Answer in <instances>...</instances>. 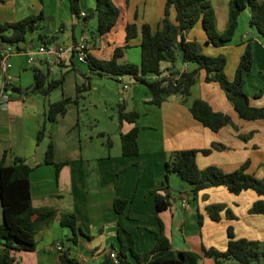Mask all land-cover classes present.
<instances>
[{
	"label": "crops",
	"instance_id": "0c3cea01",
	"mask_svg": "<svg viewBox=\"0 0 264 264\" xmlns=\"http://www.w3.org/2000/svg\"><path fill=\"white\" fill-rule=\"evenodd\" d=\"M113 1L120 11L115 26H120L109 32L111 37L116 33L121 37L125 36V23L134 22L138 29L142 23H148L152 30H155L163 16L165 0ZM229 1H211L218 31H223L227 26ZM259 1L264 3V0ZM79 4L81 16H84L93 12L95 0H79ZM54 5L63 8L56 0H0V22H13L41 13L43 22L52 21V26H58V30L68 37L67 41L60 42L53 36V45L71 44L86 33L88 52L99 59H109L113 48L125 45L124 37L120 42L111 43L104 41V35L95 36L94 29L88 35V27L91 26L93 18L84 23L81 18L72 17L70 12L68 15L69 9L64 14L69 27L63 25L65 20L54 23L57 14H46V6L51 10ZM242 12L249 18L247 9ZM169 18L174 19L172 8ZM38 36L37 31L28 34L27 43L19 45L21 51L10 56L11 66L7 71L10 83L6 91L8 101L5 106H0V158L4 159L5 165H9L12 157L16 155L32 166L29 175L32 205L35 208H52L54 215L47 224L39 225L34 235L33 250L12 251L17 264H59V252L52 249V245L57 242L63 247L61 251L78 260L83 259L88 264H100L106 254L112 251L117 254L120 227L132 235L136 252H147L155 243L153 231L158 227L157 218L163 224L164 233L175 253H200L202 247L223 251L228 242V227L232 228L235 238L264 239V214L249 212L251 204L257 199L253 191L246 190L234 195L223 186H216L205 188L194 197L189 184L175 173H169L167 184L170 206L158 211L154 194L151 193V190L158 189L160 194H164L161 188L165 162L169 155L177 150L195 149L196 164L200 169L215 165L224 172H230L246 161L250 166V163L263 158L264 140L260 143L250 135L264 129L263 119L246 121L239 118L219 85L216 82H207L205 71L199 70L188 100L182 102L179 95L172 94L167 96L160 106L149 103L151 95L144 84L131 82L129 79V83H133L132 91L126 97H121V100L126 105L129 101L132 102L131 110L138 112V117L134 123L119 122L113 138L107 124L97 125L101 117L104 119L102 123H107L105 114L100 113L92 119L87 116L85 120L79 109L76 86L79 84L86 88L87 83L91 88L89 78L90 74L95 72L91 71L86 63L80 62L84 66L77 64L78 60L69 52L62 54L60 58L50 54H38L36 59L30 62L22 49L36 48L43 44L38 40ZM137 36L136 42L139 44V32ZM185 40L200 42L204 54L225 55L226 62L231 61L230 70L225 74L229 80L233 78L245 44L250 41L253 63L251 70L244 76V91L251 104L264 105V93L258 98L253 97L264 86V43L254 27L249 25L248 33L242 34L238 43H233L231 39L225 45L214 46L206 43L199 20L185 34ZM130 42L131 40L122 49V55L117 60L119 63L140 61V57L136 61L130 60L127 53ZM45 61L49 63L53 73L64 72L62 89L54 90L50 94L51 97L58 91L56 99L48 100L45 105L34 95H18L12 92V86L31 85L33 73L30 66L41 67V63ZM180 65L179 58L173 65L164 61L162 69H178ZM28 67L31 70L29 69L27 75V71L23 70ZM23 76L26 77L24 85H17L16 82L22 81ZM62 97L71 99L67 104L66 113L49 124L54 161L66 162L56 172L54 165L42 163L49 138L45 137L37 143L35 137L39 124L45 118L48 104ZM75 98L77 102H74ZM195 98L207 101L215 111L228 114L232 124H227L216 132L203 126L192 117L189 110L190 103ZM111 123H114L113 119ZM133 126L138 127V153L134 156H123L120 151V133L127 132ZM116 143L118 151L113 150ZM213 144L218 147L212 148ZM207 148L211 149L208 154L201 152ZM115 199L127 201L121 213L114 209ZM212 203L224 204L234 218H228L224 209L220 211L218 221L212 220L205 209ZM70 214H73L76 220L74 231L60 223L62 216ZM2 221L0 203V224ZM128 259L131 264H144L134 261L130 256ZM198 264H214V261L201 255Z\"/></svg>",
	"mask_w": 264,
	"mask_h": 264
},
{
	"label": "trees",
	"instance_id": "16d2710c",
	"mask_svg": "<svg viewBox=\"0 0 264 264\" xmlns=\"http://www.w3.org/2000/svg\"><path fill=\"white\" fill-rule=\"evenodd\" d=\"M70 15L74 18H81L87 22L95 17L96 36H103L109 33L116 25L120 17V11L113 0H95L94 10L91 14L81 16L79 0H66ZM170 8L174 10V19L169 18ZM247 9L249 12L248 23L254 27L260 36L264 38V3L259 0H230L228 23L223 31L216 27L215 12L211 0H165L163 16L157 23V28L152 30L148 23H142L138 29L137 25L125 23L124 46L113 48L109 59H99L89 52L86 64L91 71L99 76H108L119 80V76L130 75L136 82L144 84L151 95L149 103L160 106L167 96L175 94L185 102L190 97L191 86L196 82L199 70H204L207 82H216L223 90L226 98L232 104L237 116L246 121L264 120V105L256 106L251 104L248 95L244 91V76L252 67L253 52L250 41L244 46L239 57L233 78L229 80L224 68L226 57L222 54L207 55L202 51V45L196 40H185V34L200 20L202 29L206 36V43L214 46H222L229 43L238 25L240 13ZM41 13L29 15L13 22H0V47L3 44H13L19 47L20 43H27V35L37 31L38 40L41 45H50L53 37L40 33ZM140 34V61L135 63H119L117 60L122 55V49L128 42ZM59 45V44H58ZM181 62H189L193 68L183 73L175 82L150 81L146 78L148 74H156L162 70V62L167 61L172 65L177 59ZM33 82L27 87L12 86V92L18 95L41 94L49 96L54 90L62 89L64 72L55 74L52 72L47 61L40 66H31ZM170 68V70H172ZM9 89V85L7 86ZM85 90L84 85L76 86V92ZM264 86L254 95V98L262 96ZM71 101L68 97H62L50 102L45 112V118L39 124L36 131V142H41L48 137L42 163L54 165L56 172L66 162L56 163L54 161V148L50 138L49 124L58 116L66 113L67 104ZM77 102V98L74 99ZM192 117L213 132L221 127L232 124L228 114L215 111L207 101L195 98L189 107ZM138 117L135 110L125 111L123 103L118 104L119 122L127 121L134 123ZM138 127L133 126L125 133H120V151L123 156H134L138 153ZM247 138L246 136H241ZM215 144L212 148H216ZM210 148L202 149L201 152L208 154ZM195 149L177 150L172 152L165 162L164 180L160 194L158 189L151 190L155 197V206L158 211L167 209L170 206V194L168 192V175L175 173L178 177L190 185V192L195 197L198 192L208 188L223 186L234 195L242 191H253L257 199L253 201L249 212L253 214H264V177L256 178L247 171L249 162L246 161L238 168L224 172L215 165H209L200 169L196 164ZM32 171L26 161L20 156H13L9 165L4 164L0 158V203L3 221L0 224V264H17L12 251H30L35 247L34 235L43 223L47 224L54 215L52 208H35L32 205L30 193L29 175ZM127 201L115 199L113 206L116 212L121 213L126 207ZM209 217L218 221L220 211L225 209L228 218L234 215L224 204L212 203L205 207ZM201 223V216H198ZM158 227L153 231L155 243L153 247L143 253L134 250L132 235L121 227L118 229L117 262L106 254L100 264H131L128 256L134 261L144 264H198L202 256L213 259L214 264H225L231 260L238 264H251L262 262L264 264V243L235 238L232 228H227L228 242L225 250L219 251L214 248H201V252L179 251L175 253L168 237L164 233L163 224L157 218ZM60 223L74 231L76 220L73 214L62 216ZM74 239V238H73ZM262 246V248H260ZM59 264H88L80 261L65 251L59 252Z\"/></svg>",
	"mask_w": 264,
	"mask_h": 264
},
{
	"label": "rangeland",
	"instance_id": "374dc122",
	"mask_svg": "<svg viewBox=\"0 0 264 264\" xmlns=\"http://www.w3.org/2000/svg\"><path fill=\"white\" fill-rule=\"evenodd\" d=\"M56 1H59L62 4L63 8L54 5V6H52V9L50 10V8L46 6V14H51V12L57 14V15H55L56 19L53 21L54 23H57L60 20L64 21L66 19V18L64 19V16H65L64 14H65L66 10L68 11V8H67L68 4H67L66 0H56ZM68 15H69V11H68ZM90 20H92V18L87 20V22ZM248 20H249V18L245 15V13L242 12L238 18V25H237V28H236L235 33L233 35V38H232L233 43H238L240 41L242 34L248 33V27H249ZM95 23H96V19H95V17H93V21L90 23L91 26L88 27V35L91 34L92 29H94V31H95ZM52 25H53L52 21H47L46 23L42 21L41 27H40V32L43 35H46L48 37L56 36V39H58L60 42L67 41L68 37L66 36V34H63L61 31H59L58 26L53 27ZM63 25L66 27H69L67 20H65L63 22ZM119 26H120L119 24L117 26H115V30L117 28H119ZM55 29H56V31H55ZM255 31H256V29H255ZM256 33H257V31H256ZM94 35L96 36L95 32H94ZM120 37L121 36L118 33H116L113 37H111L109 35V33H107L103 36L104 41H106V42L109 41L111 43H112V41H114V42L115 41H117V42L122 41V39H123L122 37H124V36L122 35V37L121 38ZM137 40H138V36L131 39V42H130L131 45L127 49V53L130 56V60L135 59V61H136V59L138 57H140V48H139V44H137L138 42H136ZM261 41L264 43V38H261ZM229 60H231V58H229ZM230 62H226V65L224 68L225 74L228 73V71L230 70L229 69L230 64H231ZM76 63L80 64L81 66H84V64L80 63V61H76ZM138 63L136 62L135 64H138ZM30 67L26 68L27 70H23V71H27V75H28ZM70 76L72 77L73 73H71ZM70 76H68V78H67L68 80H69ZM25 79H26V77L23 76L22 81L16 82L17 85H19V84L24 85ZM89 79L91 81V88L88 87L87 83H86L85 90H83L79 93V98H78L79 109L82 112V118L86 120L87 116H89L92 119L93 116L99 115L100 113L105 114V118H106L107 123H102V121L104 119H103V117H101L100 122L98 124L97 123L96 124L98 126L99 125L103 126V125L107 124L108 129L112 133L111 134L112 137L115 138L114 134H115V132L118 128V124H119L118 104L123 102L121 100V97H126L132 91L133 83H129L130 78L128 75L119 76V80H117L114 78L99 76L96 73L95 74L92 73V74H90ZM124 82L128 83V88H126V89H124L122 86ZM93 87H97L98 89L95 90V89H93ZM56 94H59L58 91L56 93H54L51 97H50V95L49 96H43L41 94H34V97H36L41 102L43 101L46 105L48 103V100L56 99ZM123 104L125 105V111H130L133 108L132 102H130V101L128 102L127 105L125 103H123ZM112 119L114 122L113 124L111 123ZM250 135L252 136L251 138L255 137L261 143L264 140V129L259 130L257 133L253 132ZM113 150H115V151L119 150L118 143H116L115 148H113ZM247 171L249 173L251 172L252 174H254V176L256 178H263L264 177V151H263V158L259 159L258 161L250 163L249 169H247ZM245 239H247V238H245ZM248 240H252V239H248ZM254 241L261 242V244L264 243V239H255ZM262 246H264V245H262ZM262 246L260 248H262ZM225 264H238V263H236L235 261H232V262L226 261ZM251 264H263V263L262 262H252Z\"/></svg>",
	"mask_w": 264,
	"mask_h": 264
},
{
	"label": "built area",
	"instance_id": "2783aa9c",
	"mask_svg": "<svg viewBox=\"0 0 264 264\" xmlns=\"http://www.w3.org/2000/svg\"><path fill=\"white\" fill-rule=\"evenodd\" d=\"M87 34L83 33L79 36V38L68 45H40L36 48H24L22 51L28 55V59L30 62H33L36 59L38 54H50L55 58H60L62 54L69 52L72 54L78 61L86 63V58L88 54L87 48ZM21 49L13 44H3L0 47V75L2 76V82L0 83V106H5L8 101V96L6 91L8 90L7 86L9 85V77L7 71L11 66L10 56L14 53L20 52ZM193 68L189 62H181V65L178 69L168 70L162 69L159 73L156 74H148L146 78L150 81H163L167 83L169 81L175 82L177 79L181 77L183 73L189 72ZM130 81H135L131 76ZM129 81V82H130ZM128 87V83H123V88L126 89ZM52 249L60 252L63 247L60 243H54L52 245ZM109 256L113 258L114 262H117V254L115 252H110ZM80 261L85 262L83 259Z\"/></svg>",
	"mask_w": 264,
	"mask_h": 264
}]
</instances>
